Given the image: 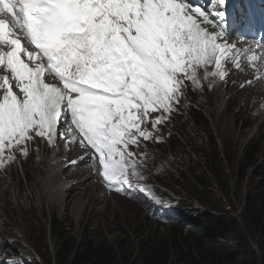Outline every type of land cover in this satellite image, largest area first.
I'll use <instances>...</instances> for the list:
<instances>
[{
    "label": "snow or ice",
    "instance_id": "obj_1",
    "mask_svg": "<svg viewBox=\"0 0 264 264\" xmlns=\"http://www.w3.org/2000/svg\"><path fill=\"white\" fill-rule=\"evenodd\" d=\"M226 4L211 0L209 11L198 0H0V170L17 153L26 158L37 138L79 144L105 186L131 194L147 157L131 149L162 142L157 133L189 84L225 81V64L241 69L242 52L259 70L264 51L226 41L217 25Z\"/></svg>",
    "mask_w": 264,
    "mask_h": 264
},
{
    "label": "rangeland",
    "instance_id": "obj_2",
    "mask_svg": "<svg viewBox=\"0 0 264 264\" xmlns=\"http://www.w3.org/2000/svg\"><path fill=\"white\" fill-rule=\"evenodd\" d=\"M238 96V94H235V100ZM241 96L238 105L235 104L232 108L233 114L237 113L242 107L241 100L243 98ZM211 98L214 99L208 104L206 103L207 105L204 108L212 117L214 129L203 108H200L199 115L196 114L198 115L197 124H193L189 117L179 120L175 126L171 143L155 152L156 159H159L162 167L164 163L165 165H170L171 161L172 165H176L178 162L179 164L161 168L162 176L157 178V180L170 190L171 196L177 198L181 204L189 206L188 210L199 211L201 209L200 202L194 198V194L196 196L199 194L201 202L218 208L220 211L217 214L224 216L230 224L236 225L237 223L236 229L241 232L242 226L238 217L240 214L239 201L243 200L248 190H253L252 188L257 185L260 176L264 175V133L260 131V135L263 138H258L257 134L261 119H254L256 122L253 127H250L253 122L245 118L244 120L252 124L244 126L242 125V120L238 122L239 119H232L237 114H240L243 118L244 114L242 115L241 113L245 112L244 110L231 115V103L227 106L225 105L220 111L218 105L221 97L216 94L214 97H210L209 101ZM225 99H222V102H225ZM244 109L246 110V116L252 117L254 115L249 111V107ZM218 116L230 117V123L236 125V132L229 133L215 128L214 121L219 118ZM262 128L260 127L259 130ZM197 130H199L197 132V137L199 138H193L191 134ZM254 137L260 143L256 164H254L252 169H249L242 182H238V180L235 182V175L237 174V178L239 176V172H237L238 162L242 156L243 147ZM189 154L193 155L187 159ZM196 155L199 157L197 158ZM44 165L46 166V163ZM33 168L35 167L27 165L23 172L19 170L6 172L1 181L7 182L6 184L8 185L10 184L13 187L14 194L22 186L23 194L21 199L23 200L25 195V197H30L26 184L29 175L35 174L37 171V169ZM218 174L222 177L219 183L216 179ZM56 177V184L59 187L64 184L74 186L78 183L77 180H65V176L60 174H57ZM90 183L92 182L90 181ZM2 188L3 186L0 182V202L3 199ZM81 190H83L82 187ZM91 196L95 200L97 191H94L93 195L88 191H79L76 197L65 200L67 203L61 202L56 207L57 209L51 207L50 198L44 202H41L43 201L42 198L39 199L40 201L36 199L31 213L28 211L30 205H27V203L24 211L15 209V211L9 212L1 208L3 213L0 215L2 217L0 220V261L3 264H54V239L49 226H52V224L56 228L61 226L71 240L90 233L91 235H102L115 247H117L118 243L124 242L129 264H137L135 260L136 250L139 247V243L144 239L148 237L169 238L172 234L178 236V230L174 229L176 226H162L148 220L135 205L123 200L115 201V199H110L107 202L99 199L101 204L98 205L93 200L88 201ZM57 199L54 198L55 201ZM1 207H5V205H1ZM188 217L190 221L184 225L196 228V224L192 219L196 221L197 216L193 218L192 211H190ZM241 233L242 237L240 239L235 237L226 242L216 241V247L234 249L240 244L249 246L254 250V245L250 238L243 232ZM207 247H209L208 244ZM173 261L174 257L171 258L169 264H173Z\"/></svg>",
    "mask_w": 264,
    "mask_h": 264
},
{
    "label": "trees",
    "instance_id": "obj_3",
    "mask_svg": "<svg viewBox=\"0 0 264 264\" xmlns=\"http://www.w3.org/2000/svg\"><path fill=\"white\" fill-rule=\"evenodd\" d=\"M258 152L259 144L255 140L248 141L238 162L239 176L235 175V182L245 179L246 173L256 164ZM221 178L218 174V183ZM252 189L239 201L238 217L241 232L253 242L254 250L240 244L234 249L216 247V241L240 239L242 233L236 229L237 223L230 224L224 216L217 214L218 208L204 205L195 196L204 209L195 214L196 228H178V236L172 234L169 238L144 239L136 250V263L169 264L174 257L173 264H264V175ZM49 226L54 239V264H129L124 242L115 247L102 235L90 233L71 240L61 226Z\"/></svg>",
    "mask_w": 264,
    "mask_h": 264
},
{
    "label": "bare ground",
    "instance_id": "obj_4",
    "mask_svg": "<svg viewBox=\"0 0 264 264\" xmlns=\"http://www.w3.org/2000/svg\"><path fill=\"white\" fill-rule=\"evenodd\" d=\"M221 97L220 94H217ZM209 103V100L207 101V104ZM217 103V102H216ZM215 104V103H214ZM229 103H226L225 105L227 106ZM219 108V107H218ZM212 110V109H211ZM219 110V109H218ZM209 111V110H208ZM221 111V110H220ZM209 113V112H208ZM245 112L241 113L242 115L244 114ZM225 115V114H224ZM227 116V115H226ZM252 116V115H251ZM219 117V116H218ZM217 117V118H218ZM234 117V116H233ZM242 118V116L240 114H237L235 116V118H232V119H235V120H238ZM251 121H253L252 118H249ZM248 120V119H247ZM247 120H244L243 124L244 126H249L251 125L252 123L247 121ZM258 121V119H257ZM231 120H230V117H227V118H224V117H219L218 119H216L214 121V125H215V128L217 129H221V130H224V131H227L229 133H235L236 130H235V127L236 125H232L231 123ZM256 122V121H255ZM259 122V121H258ZM263 124H264V121H263ZM262 127V126H261ZM243 129V128H242ZM238 135V134H237ZM238 137V136H237ZM237 139V138H236ZM235 139V140H236ZM57 158V157H55ZM165 162V161H164ZM42 165L45 167V172L44 171H41L39 170V167H37V171L35 174H30L29 175V178H28V181H27V184H26V189L29 191L30 193V197H23V200L21 199L22 198V194H23V187H19L18 191L16 194H14V190H13V187H11V185L9 186L8 184L5 183V181H1V185L3 186V199L2 201L0 202V207L1 205H5V207H1L3 210L5 211H9V212H12V211H15V209H20V210H23L24 211V208L26 207V203L27 205H30L29 207V212L31 213L32 210H33V203L36 199H40L42 198L43 201L41 202H44L45 200H48V198H50L52 200L49 201V203H51V207H55V209H57L56 207L61 203V202H65V200L67 199H70V198H73V197H76L79 193V191H88V192H91V195H93V192L94 191H97V187H93L92 183H90V181H88L89 179V176H87L86 174H84L83 172V175L76 171L74 173H70L69 174V171H64L62 173V176H65V180H77L78 183L74 186H71L69 188H64L63 186H58L56 184V172H52V168L49 169V168H46V166L44 165V162L42 163ZM165 165V163L163 164ZM172 165V161H171V164ZM30 167V166H29ZM42 167V166H41ZM28 169V168H27ZM32 169V168H31ZM36 170V169H35ZM35 172V171H34ZM83 176V178H82ZM4 178V177H3ZM59 178V177H58ZM58 183V182H57ZM63 183V182H62ZM90 183V184H89ZM64 184V183H63ZM65 185V184H64ZM91 186V187H90ZM81 187L83 188V190H81ZM14 197L12 199V197ZM95 196V195H94ZM54 198H58L57 201L54 200ZM78 198V197H77ZM86 198V197H85ZM102 200V197L101 195H98L96 197V199L94 200L91 196V199H88V201H94V202H97L98 205L101 204V201ZM37 200V201H38ZM79 200V199H78ZM40 201V200H39ZM48 202V201H47ZM73 202V201H72ZM67 203V202H65ZM45 204V203H44ZM80 204V203H79ZM78 204V206H80ZM73 205H75L73 203ZM91 205V204H90ZM184 206H186L185 204H182ZM35 206V205H34ZM65 206V205H64ZM63 206V207H64ZM50 207V206H49ZM60 207V206H59ZM96 207V206H95ZM97 208V207H96ZM36 209V208H34ZM37 210V209H36ZM59 210V209H58ZM63 210V209H62ZM65 210V209H64ZM69 210V209H68ZM60 211V210H59ZM91 211V210H90ZM34 212V211H33ZM72 212V210H71ZM14 213V212H13ZM35 213V212H34ZM92 213V212H90ZM95 214V213H94ZM32 215V214H31ZM33 217V216H32Z\"/></svg>",
    "mask_w": 264,
    "mask_h": 264
}]
</instances>
